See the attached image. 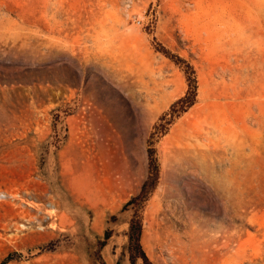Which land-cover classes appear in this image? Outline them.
<instances>
[{"label":"rangeland","instance_id":"obj_1","mask_svg":"<svg viewBox=\"0 0 264 264\" xmlns=\"http://www.w3.org/2000/svg\"><path fill=\"white\" fill-rule=\"evenodd\" d=\"M136 213L264 264V0H0V264H132Z\"/></svg>","mask_w":264,"mask_h":264},{"label":"trees","instance_id":"obj_2","mask_svg":"<svg viewBox=\"0 0 264 264\" xmlns=\"http://www.w3.org/2000/svg\"><path fill=\"white\" fill-rule=\"evenodd\" d=\"M195 97H196V90L195 88H193L192 91L183 99L185 102V105L188 106V105L193 104L195 102ZM151 182H155V178H153L152 175H150L149 178L146 180L143 186V189L145 190L148 184ZM139 198H140L139 196L133 197L125 205V208L137 203ZM142 234H143V220H142V217L136 213L134 217L131 219L129 232H128V237H129L128 250L130 252V259H131L132 264H136L137 259L140 257L143 259L145 263L152 264L145 250L143 249L142 242H141ZM102 264H105V262H102Z\"/></svg>","mask_w":264,"mask_h":264},{"label":"bare ground","instance_id":"obj_3","mask_svg":"<svg viewBox=\"0 0 264 264\" xmlns=\"http://www.w3.org/2000/svg\"><path fill=\"white\" fill-rule=\"evenodd\" d=\"M226 262V261H225Z\"/></svg>","mask_w":264,"mask_h":264}]
</instances>
